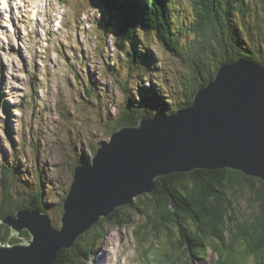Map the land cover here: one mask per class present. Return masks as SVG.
I'll list each match as a JSON object with an SVG mask.
<instances>
[{"label": "rangeland", "instance_id": "rangeland-1", "mask_svg": "<svg viewBox=\"0 0 264 264\" xmlns=\"http://www.w3.org/2000/svg\"><path fill=\"white\" fill-rule=\"evenodd\" d=\"M244 3L252 10L235 12L232 25L244 44L263 50L264 11L255 0ZM172 11L174 27L189 25L194 16L189 0ZM102 21L92 0H0V202L4 191L14 203H27L39 194L56 230L73 169L81 158L91 163L92 149L109 142L110 127L127 98L139 103V88L153 86L162 99L151 101L147 94L141 106L153 116L173 114L183 96L180 80L189 71L154 33L140 35L135 62L130 47L121 52L116 37L106 36ZM191 38H182V44ZM143 52L147 61L139 56ZM238 203L237 216L251 213L247 192ZM141 221L134 215L129 225L117 228L104 222L100 229L105 238L94 246L89 264H160L164 254L180 257L174 249L173 256L165 250V243L158 249L141 244L143 232L135 233ZM5 231L0 227V236ZM11 233L23 243L30 238ZM178 238L175 233L173 247ZM147 254H153L152 260ZM218 260L208 249L203 258L189 257L179 264ZM247 263L256 264L251 256Z\"/></svg>", "mask_w": 264, "mask_h": 264}, {"label": "trees", "instance_id": "trees-1", "mask_svg": "<svg viewBox=\"0 0 264 264\" xmlns=\"http://www.w3.org/2000/svg\"><path fill=\"white\" fill-rule=\"evenodd\" d=\"M183 1L92 0L102 15L106 36L116 37L115 47L119 51L124 52L126 47H130L129 53L134 55L136 62L135 45L140 35L154 33L175 58L188 66V73L180 80L183 96L176 110L192 104L198 89L212 81L220 67L242 58L257 64L264 63V49L257 50L251 46L254 44H244L232 25L235 12L246 14L252 6L245 4L244 0H189L194 13L192 21L187 26L181 22L174 27L177 19L172 10L179 8ZM255 1L264 11V0ZM254 28L258 30L257 26ZM245 32L251 35L249 30L245 29ZM187 35L192 38L184 45L182 38L186 39ZM139 56H143L144 61L148 59L144 52ZM138 93L139 103L127 98L125 107L110 127V134L123 126H135L142 118L153 117L152 112L141 104L145 103L147 94L151 101L162 99L160 91L152 86L139 88ZM155 114L167 115L164 112ZM97 149H92L93 155ZM86 163L81 158L76 166ZM246 192L251 213L238 212L241 216H237L238 201ZM3 195L0 220L6 216L15 217L16 212L23 208L46 212L39 194L27 203H14L8 191ZM134 215L143 220L135 229L136 234L143 232L139 240L141 244L150 243L152 248L158 249L160 243H165V250H169L172 256V249L180 253L178 258L164 254L160 264H179L182 260L189 261V257L201 259L208 249L218 255L216 264H248V256L256 264H264V182L230 169H196L158 178L152 193L137 196L132 204L119 207L109 217L101 219L76 241L72 249H61L55 264H89L88 258L93 255L94 246L105 238L101 225L104 222L113 228L129 225ZM0 227L6 229L4 236H0V242L16 244L23 241V238L11 236L7 227L1 224ZM175 233L179 238L177 246L173 247ZM20 235L27 236L28 233ZM146 256L149 260L154 257L153 254Z\"/></svg>", "mask_w": 264, "mask_h": 264}, {"label": "water", "instance_id": "water-1", "mask_svg": "<svg viewBox=\"0 0 264 264\" xmlns=\"http://www.w3.org/2000/svg\"><path fill=\"white\" fill-rule=\"evenodd\" d=\"M196 169H230L264 182V63L242 58L222 66L192 104L114 131L91 163L73 169L60 230L46 213L26 208L1 220L30 238L0 242V264H55L61 249H72L115 209L152 193L158 178Z\"/></svg>", "mask_w": 264, "mask_h": 264}, {"label": "bare ground", "instance_id": "bare-ground-1", "mask_svg": "<svg viewBox=\"0 0 264 264\" xmlns=\"http://www.w3.org/2000/svg\"><path fill=\"white\" fill-rule=\"evenodd\" d=\"M34 11V10H33ZM33 14V13H32ZM5 74V73H4Z\"/></svg>", "mask_w": 264, "mask_h": 264}]
</instances>
